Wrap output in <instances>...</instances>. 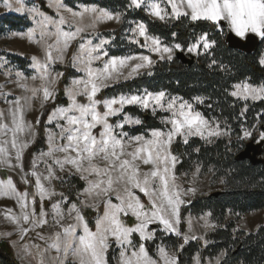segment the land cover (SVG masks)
I'll list each match as a JSON object with an SVG mask.
<instances>
[{"label":"snow or ice","instance_id":"snow-or-ice-1","mask_svg":"<svg viewBox=\"0 0 264 264\" xmlns=\"http://www.w3.org/2000/svg\"><path fill=\"white\" fill-rule=\"evenodd\" d=\"M14 2L17 5L14 8L16 12H28L35 22L36 27L30 29L27 36L30 41L34 40L41 45L44 58L37 56L31 58L30 67L35 72L31 79H39V87H29L27 78L22 72L17 71L15 75L18 86L26 94L11 100L8 99L10 93L3 94L9 105L10 123L6 122L4 113L0 112V166L19 168L24 173L22 177L24 183L34 188L30 195L27 190L20 192L11 177L0 180V196L14 198L20 209L19 214L7 209L5 218L18 227L23 238L29 231L23 227L24 224L36 227L47 223L48 213L45 211L44 201L59 195L61 199L51 205V210L60 230L49 237L50 243L43 252L38 245L31 246L37 249L36 255L40 257L38 264H47L45 255L51 249H55L58 254L63 253L62 264H67L69 256L78 261V264H108L106 253L110 240H114L121 248L120 264H158L157 260L149 256L143 243L155 236L156 229L149 230V226L158 223L166 233L179 236L180 208L185 203L182 197L187 192L194 191L189 188L186 192L176 183L174 169L177 157L172 154L171 145L177 137H183L187 143L189 136L205 138L220 135L219 126L213 128L210 121L196 111L191 103L183 101L180 97H169L163 90L159 92L145 90L142 94H121L103 100L98 98V93L119 80L123 75L121 71L123 68L128 66L131 68L124 77L128 79L138 75L140 69L148 68L154 63L149 55L109 58L105 45L109 44L110 40L100 39L97 43L91 38L99 34L88 33V27L95 28L102 20L119 21V14H113L94 5L74 11L71 8H64L60 0H53L59 17L57 19L35 7L27 8L24 0ZM145 4V10L161 21L186 17L193 22L201 20L212 22L221 30L224 25L220 22L223 21L239 38L245 39L248 34H255L264 40V0H150L147 3L146 0H130V6L136 8ZM4 7L12 10L11 0H4ZM169 7L171 12L167 10ZM62 8L70 14V19L61 13ZM85 16L90 18L89 25L83 23ZM131 31L134 36L138 34V37L143 38L144 43L141 47L158 54L162 60L165 59V55L171 60L174 49L182 48L179 43L171 47L162 44L158 37L147 33L143 22L138 23ZM175 35L176 33H173V36ZM49 38H54L53 42L49 43ZM73 41L79 43L77 52L72 56V66L82 75L73 77L69 84L65 85L64 95L68 103L57 105L48 115L47 123L55 122L56 130L45 129L47 151H42L39 156L34 155L31 170L25 172L22 160L30 140L22 137L34 136L35 132L32 123L24 119V113L31 108L32 101L37 98L40 99L41 106L49 100L55 101L56 86L63 73L53 75V65L64 60V53ZM130 42L139 44L140 40L136 38ZM215 44L216 41L211 40L205 32L194 42L189 43L187 51L197 55L203 51L206 54ZM130 61L140 62L129 65ZM101 63L102 66H96ZM212 63L215 64L216 61L213 60ZM259 63L264 65V56L259 59ZM10 73L11 69L8 70V74ZM232 89L229 94L238 99L264 100V83L254 85L244 80L232 85ZM80 98H84L86 102H81ZM195 99L200 100L199 97ZM126 105H138L145 110L151 109L153 113L157 109L168 112L169 115L162 118L165 127L151 128L146 134L129 136V133L123 131L124 126L139 125L141 120L125 113L123 110ZM244 111H247V106L242 115ZM121 115L122 120H117L115 124L110 122V118ZM36 123L39 124V120ZM251 134L250 131L244 130V137ZM260 136L264 139V132H261ZM57 153L62 155L58 156ZM39 163L45 165L47 175L36 171ZM141 165L150 167L143 170ZM66 166H70V169L85 181L86 186L79 195H84L87 199L81 203L94 208L97 207V202L103 203V214H98L95 230L89 227L75 202L67 209L69 217L75 213V223L66 226L62 223L64 211L61 204L67 203L68 197L63 193L57 194L53 188L46 186L45 181L48 184L54 180L63 182L62 178L55 174V169L59 168L63 172ZM68 174L72 175L73 172L69 171ZM29 176L34 178V185L28 179ZM137 192L147 197V204ZM37 197L40 201L39 216L35 208ZM128 215L135 217L136 222L131 226L122 219ZM133 233L138 234L141 240L138 249L132 245ZM40 238L44 239L43 236ZM191 238L197 239L195 236ZM188 239V236L184 237L185 243ZM180 247L183 248V245ZM29 248L30 246L25 244L21 251L25 255H33ZM158 253L163 264H177V257L169 254L165 247L160 246ZM196 261L200 264L198 257Z\"/></svg>","mask_w":264,"mask_h":264},{"label":"trees","instance_id":"trees-1","mask_svg":"<svg viewBox=\"0 0 264 264\" xmlns=\"http://www.w3.org/2000/svg\"><path fill=\"white\" fill-rule=\"evenodd\" d=\"M71 7L80 5H96L110 12L119 13L121 21L117 28L99 32L98 36L110 40L106 46L108 56H126L130 54H148L154 60L152 66L138 75L126 79L98 93V98L116 97L121 94L137 93L142 90L150 92L165 91L169 95L178 96L186 101L193 102V108L199 111L207 120L220 122L233 137L230 142L225 138H217L212 143H206L198 137H189L187 143L182 137H177L172 145L171 152L177 156L178 162L175 172H189L198 165L201 173H211L212 179H222L223 188L219 191L194 195L193 199L180 208V228H183L187 215H196L209 211L212 220L218 226L208 231L204 239H192L185 243L181 235L165 233L158 229L153 239L148 242V251L152 253L153 247L163 243L167 247L177 249V263L189 264L195 254L203 260L223 252L219 264H264V222L253 231L235 229L233 220H225L227 213L235 216L249 211L264 209V139L262 140L261 153L256 155V162L249 158L239 159L237 154L245 148L248 142L256 141L260 133L264 132V100H240L231 96L230 90L234 83L247 80L259 85L264 83V65L259 63L264 40L260 39L259 46L252 52L245 53L239 49L229 47L225 42L227 33L226 25L223 30L209 21L193 22L186 17L167 19L161 21L149 17L145 5L140 8L130 6V0H63ZM150 1V0H147ZM30 3L38 5L44 11L51 13L44 0H31ZM163 5V4H162ZM165 6V5H163ZM143 22L149 35L158 37L162 43L173 46L182 45L185 51L189 43L202 33H207L216 44L205 54L194 55L191 63H183L175 55L171 60L158 59L141 45L144 43H131L128 39L134 23ZM31 26V21L24 14L14 12L0 14V33L15 31L20 32ZM173 33H176L173 36ZM186 54V53H185ZM9 62L15 65L26 75L32 73L31 60L27 55H17L1 52ZM186 56H192L186 54ZM216 63L213 64L212 61ZM211 65V66H210ZM63 76L57 84L56 99L53 103L44 105L36 123V136L23 154V165L28 171L30 160L35 152L47 148L45 139V120L50 107L60 103L66 105L64 87L68 80L77 77L79 72L69 66L58 67ZM151 73V74H149ZM247 106V111H242ZM125 113L131 117L139 118L141 124L124 126L123 131L129 136L147 133L151 128H164L161 119L166 112L157 110L155 113L140 108L137 105L124 107ZM259 114V115H258ZM118 117H112L110 122H115ZM251 129L248 140L239 138L244 129ZM238 150H240L238 152ZM11 177L19 191L28 190L30 195L34 191L29 184L24 186L20 178L11 171L0 169V180ZM33 183L31 176L28 177ZM79 190L84 184L76 177L66 178ZM48 202H44L47 207ZM36 210H39V201L36 199ZM99 211H101V206ZM82 215L93 230L94 218L98 212L90 208H82ZM126 224L132 225L133 219L122 217ZM183 245V248L180 246ZM108 264H113L111 252L106 255ZM0 264H20L14 255L11 244L0 237Z\"/></svg>","mask_w":264,"mask_h":264},{"label":"rangeland","instance_id":"rangeland-1","mask_svg":"<svg viewBox=\"0 0 264 264\" xmlns=\"http://www.w3.org/2000/svg\"><path fill=\"white\" fill-rule=\"evenodd\" d=\"M29 1H31V0H24L25 6L27 8L31 9V8L35 7L37 9H39L41 12L47 14L48 16H51V17L57 18V19L59 18L58 15H57V10H56V8H55V6L53 4V0H44L45 5L48 7V9L51 11V13L42 11L38 7V5L30 3ZM11 2L13 3V9L12 10L7 9L6 7H4V0H0V14L8 13V12H14V13H17V14H24V15L27 16V18L30 19L31 26L29 28L25 29L24 31H20V32L8 31V32L0 33V112L4 113L5 120L8 123H10V119L8 117L9 105H8V103H6L5 96L3 94L10 93L11 95L8 96V99L11 100V99H15V97H17V96L25 95L26 93L24 92V90L22 88H20L18 86L17 77L15 75V73L17 71L22 72V73H23V71L18 69V68H16L15 65H13L11 62H9L7 59H5V57L3 55H1V52H5L6 51V52L17 54V55H27V56H29V58L31 60V64H32V59L31 58L33 56H37V57H39L41 59L44 58V52L42 50L41 45L36 43L34 40L30 41L28 39V36H27V33L29 32V30L36 27L35 22L32 20L30 14L28 12H16L14 10V8L17 5H15L14 0H11ZM147 2H150V1L146 0V3ZM60 3H62L64 5V8H71V7L67 6L64 3L63 0H60ZM90 6H93V5H80L77 8H71V9H73L74 11H80L82 8L90 7ZM94 6H96V5H94ZM145 7H146V4H145ZM167 10L169 12H171V8L170 7ZM61 13L63 15H65L66 17H68L69 19L71 18L70 14L67 13L66 11H64L63 8L61 9ZM111 13L119 14V13H115V12H111ZM146 13L149 15V17H151L153 19H157L155 17H152L147 11H146ZM120 21H121V15H120V20L119 21H117V20H102V21H99L95 25V28L88 27L87 28V32L88 33H93V32L99 33L101 31H105V30H112V29H115V28H117L119 26ZM83 23H84V25H89L91 23L90 18L85 16ZM138 23H140V22L134 23L132 28H135ZM221 23H222V25H226L225 22H223V21H221ZM65 30H67V28H65ZM228 30H230V29L227 27V31ZM129 35H130L128 37L129 40L136 39V38H142V37H138V34L134 36L132 31H129ZM150 36H152V35H150ZM91 38L97 43L99 42L100 39H108V38H105V37H98L97 38L95 36H91ZM36 39L37 40L39 39V32L38 31L36 32ZM53 40H54V38H49L48 42L51 43V42H53ZM78 43H79V41H73L70 44L69 48L64 53V60L62 62L58 61L55 65H53V75H55L56 73H61V71H59V69H57L58 67L69 66L70 68L75 69L72 66V56H73L74 53L77 52ZM162 44H164V43H162ZM106 46L107 45H105V50H106ZM187 48L185 49V51H183L184 54L186 53V54H189V55H192V56L196 55V53H189L187 51ZM177 51H182V50L181 49L180 50H175L174 49L173 56L175 55V53ZM149 53L155 55L156 57H158V59H160V56L158 54L151 53V52H149ZM186 54H185V56H186ZM133 55H148V54L139 53V54H130V55H126V56H133ZM262 56H264V46H263V48L261 50L260 58ZM108 57L111 58L113 56H108ZM115 57H124V56H115ZM151 59H152V57H151ZM165 59H167L166 55H165ZM139 62L140 61H130L129 65L134 64V63H139ZM96 66H98V67L102 66V63L98 64ZM150 67L140 69L139 73L147 71ZM9 69H11V73L10 74H8V70ZM130 70H131L130 66L123 68L121 70L123 75L120 76V78H119V80L117 82L126 80L124 77L127 76L128 72ZM23 75H24V77L27 78V83H28L29 87H39V85H40L39 79H37V80H32L31 79L32 76L35 75L34 69H32V73L30 75H26L25 73H23ZM81 75L82 74L79 73V75L77 77H79ZM134 76H136V75H133L132 77H134ZM71 79L72 78H70L68 80L67 84H69ZM128 79H130V78H128ZM117 82H114L112 84H115ZM232 90L233 89L231 88L230 92ZM144 91L145 90H142V91L137 92V93H130V94H142ZM28 94L30 95V93H28ZM130 94H125V95H130ZM168 96L169 97H173L175 95H169L168 94ZM116 97H118V96H116ZM175 97H178V96H175ZM64 98H65L66 104H67L68 101H67V98H66L65 95H64ZM234 98H236V97H234ZM80 99H81V102H86L84 100V98H80ZM182 100L186 101L184 99H182ZM194 101H196V99H194L193 101H187V102H189V103H191L193 105ZM250 101H252V100H250ZM257 101H259V100H257ZM53 102L54 101L49 100L44 105H46L48 103H53ZM44 105L41 106L40 99L37 98V99L32 101L31 108L24 113V119L26 121H30L32 123L33 131L35 132L34 136L30 137L28 135H25L24 137H22V139L30 140L29 146L31 145V143L33 142V140H34V138L36 136V130H35L36 121L39 119ZM57 105H61V104L58 103V104L54 105L53 107L49 108L48 114H47V117H46V120H45V127H44L45 129L46 128H51L52 130H56L55 129V122H53L52 124H48L47 120H48L49 113H51L52 109L55 108ZM126 106H130V105H126ZM101 110H103L102 106H101ZM148 110L153 112L151 109H148ZM157 110H160V109H157ZM161 111H164V110H161ZM164 112H166V111H164ZM166 113H167L166 116H168L169 113L168 112H166ZM117 117H118L117 120H122L123 119L122 115L121 116H117ZM117 120L115 122H113V124H115L117 122ZM161 121H162V119H161ZM162 123H163V121H162ZM210 123H211V126L213 128H215L217 125L219 126V132L221 133L220 135H214V136H211V137H207L206 136L205 138H201L200 136H189V137H198V138L202 139L206 143H212L217 138H225L229 142L231 140H234V139L237 138V137L231 136L229 131L220 122L212 120V121H210ZM134 125H136V124L127 125V126H134ZM98 130L99 129L96 130L97 133H98ZM244 130H248V131L251 132V129H249V128H246ZM249 137H244V131H243L239 138L248 140ZM45 139H46V131H45ZM182 139L184 140L183 137H182ZM260 139H261V136L258 139H256V141L248 142V143H257L258 141H260ZM46 146H47V139H46ZM25 150H24V152H25ZM42 151H47V148L44 149V150L35 152L33 154V156L34 155L35 156H39V154ZM239 151L240 150H238V152ZM12 155L14 157L15 153L13 152ZM56 155L59 156V155H62V154L61 153H57ZM249 155H251V154L249 153ZM33 156H32V159L30 160L28 171L24 168L25 172H29L31 170ZM174 156H176V155H174ZM256 157H258V156H256ZM177 162H178V158H177ZM13 163H15V160H13ZM22 163H23V160H22ZM99 163L102 164L103 162L99 161ZM149 167L150 166L141 165V168L143 170H147ZM0 169H5V170H8V171L14 172L20 178V180L22 181L24 186L28 185V184L24 183L23 178H22L24 176V173H22L19 168H9V167H6V166H0ZM36 171L39 172V173H42L43 175H47V170H46V167H45V165L43 163H39L38 164V167L36 168ZM69 171H72L73 174L69 175L68 174ZM174 173H175V177H176V183L182 189H184L186 192H187V189H189V188L194 189L193 192H187V194L182 197L184 199V201H185L184 204L189 203L193 199L194 195H196V194L213 192V191H219V190H221L224 187L222 179H214L213 180L212 179V174L211 173H201L200 172V168H199L198 165H195L189 172L176 173L175 169H174ZM55 174L57 176L61 177L63 182H61V180H54V181H52L51 184H48V182L45 181V184H46V186H48L50 188H53L57 194L63 193L65 196L68 197L67 203H62L61 204V208L64 211V220L62 221V223L65 226L67 224H70V223H75V219H74L75 213H73L72 216L69 217L68 216V211H67L68 206L71 203H73V202L77 203V205H78V207H80V209H82V208H90L92 210H95V212H98L96 214V217L94 218V223H95V220H96L98 214L99 215L103 214V203L97 202V207L96 208H94L92 206H87L86 207V206H84L81 203V201H84L85 199H87L86 196L79 195L81 193V191L85 188L86 184H85V181L80 179L78 174L74 173V170L70 169V166H66L63 172L60 171L59 168H56L55 169ZM70 177L78 178L84 184V187L82 189L78 190L75 187V185H72V183L68 179H66V178L70 179ZM32 180H33L32 185H34V178H32ZM25 190L26 189H24V190H22L20 192H24ZM137 195H139L141 197L142 201H144V203L147 204V197H145L142 193H139V192H137ZM36 199L39 201L38 197ZM59 199H61V197L59 195H56L51 200H45L44 201V202H46V201L48 202L47 207L44 206L45 211L48 213L47 218H46L47 219V223L45 225H43V226H36V227H33L31 224H24L23 227L28 228L29 231L27 232V234H25L23 236V238H21V234L19 232L18 227L11 220L5 218V212H6L7 209H12L14 213L19 214L20 209H19V207L16 204V200L14 198H9V197H6V196H0V237H1V239L7 240L11 244V246L13 248V251H14V255L17 258V260L19 261L20 264H38V261H39L40 257H39V255H36L37 249L34 248V247H31V246L32 245H38L40 251L43 252L47 248L48 243H50L49 237L53 236L55 234V232L60 230L59 225L56 224V218L52 215V210H51V205L53 203H55L56 200H59ZM89 205H91V201L89 202ZM100 206H101V211H99ZM39 211H40V201H39V210H36L37 216H39ZM208 213H209V211H204L203 213H200V214L187 215L185 217L184 224H183L184 226H183L182 229L180 228V224H179V232L181 233L180 235L183 237V239H184L185 236L189 237L188 240H192V238H191L192 236H195V237L200 238V239H204L205 235H206V233L208 231H210L213 228L218 226L217 222L212 220L210 215L206 216V214H208ZM128 217L133 219L134 223L136 222L135 221V217H133L131 215H128ZM225 220H233L235 222V226H236L235 229H240V230H244V231H253L254 229H256L259 225H261L264 222V209H260V210H256V211H249V212H246L244 214H238V216H235L232 213L228 212L227 215H226V219ZM189 221L191 223H189ZM129 226H131V225H129ZM152 229H156V231L158 229L162 230V226L159 225L158 223L152 224V225L149 226V230H152ZM93 230H95V227H94ZM40 236H43L44 239H41ZM131 240H132L133 247L138 249V247H139V245L141 243L139 235L136 234V233H133L132 237H131ZM149 241L150 240H146L143 243L145 245V248H146L149 256H151L153 259L157 260L158 264H163V261L160 260L159 253H158V248L160 246L165 247L166 251L169 254H173V255H175L177 257V249L176 248L167 247L163 243L157 244L155 247H153L152 253H150L148 251V247H147ZM25 244L30 246L29 251L33 255H25L21 251L22 246L25 245ZM109 245L110 246H109V248L107 250V253L111 252V254L113 256V264H120V251H121V248L115 243L114 240H110L109 241ZM128 252L130 254V252H131L130 248L128 249ZM107 253H106V255H107ZM222 254H223V252H220V253H218V254H216L214 256L206 257L203 260L200 258V256L198 254H195L193 256V258H192L191 263H189V264H197V261H196L197 257L199 258L200 264H217V258H219V261H220L222 256H223ZM45 259L47 261V264H62V261L64 260V257H63V253H59L58 254L55 249H51L49 252L46 253ZM67 264H78V261H75V259L73 257L69 256V257H67Z\"/></svg>","mask_w":264,"mask_h":264},{"label":"water","instance_id":"water-1","mask_svg":"<svg viewBox=\"0 0 264 264\" xmlns=\"http://www.w3.org/2000/svg\"><path fill=\"white\" fill-rule=\"evenodd\" d=\"M221 23V22H220ZM222 24V23H221ZM226 44L234 49H239L245 53L254 51L260 44V38L254 34H248L247 38L242 39L233 34L230 30L225 35ZM175 57L180 59L183 63H191L193 56H185L183 51H177ZM260 140L257 143H248L245 148L237 154L239 159L249 158L252 162L255 161L256 155L261 153L262 143ZM249 153L251 155H249Z\"/></svg>","mask_w":264,"mask_h":264}]
</instances>
